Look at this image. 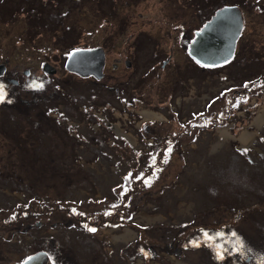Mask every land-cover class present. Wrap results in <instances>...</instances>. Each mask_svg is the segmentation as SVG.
<instances>
[{"label": "rangeland", "instance_id": "obj_1", "mask_svg": "<svg viewBox=\"0 0 264 264\" xmlns=\"http://www.w3.org/2000/svg\"><path fill=\"white\" fill-rule=\"evenodd\" d=\"M224 3L241 6L245 33L231 61L201 68L174 42L185 35L183 42L188 44L195 30ZM15 10L20 12L15 15ZM39 14L41 26L35 18ZM0 15V61L8 56L16 68L45 72L43 62L49 60L58 67L55 73L62 75L68 71L65 62L71 48L102 43L108 49L109 75L98 83L126 84L128 96L138 92L144 97L137 113L134 108L122 111L125 104L111 95L113 122L107 121L102 108L95 112V133L101 126L107 134L105 142L96 145H78L76 140L66 144L54 133L52 124L73 114L65 111L68 115L63 118L62 103L57 116L49 112L42 118V105L3 98L0 156L10 152V140L18 144L13 161L0 160L3 169L14 171L32 191L53 195L74 197L92 186L98 195L112 185H126L128 201H135L129 210L135 207L142 223L154 224L149 233L155 234L161 221L176 222L204 211L205 220L234 223L251 244L264 248V123L255 124L264 107V0H0ZM176 24L180 27H173ZM177 29L180 34L175 37ZM171 51L173 58L163 63ZM126 59L133 65L127 67ZM113 62L120 66L113 68ZM152 63L155 71L144 76L149 67L153 69ZM69 82L61 85L72 94L89 91L81 78L73 81L75 87ZM103 92L97 103L106 98ZM147 113L161 116L147 117ZM74 116L78 115L74 112ZM36 121L43 127L40 132L28 130L24 143V135H11V125L30 126ZM17 129L22 131L24 125ZM247 130L255 135L244 145L241 136ZM35 140L39 146L33 148ZM45 148L52 149V155ZM76 151L107 155L93 160L69 158ZM1 181L0 200L10 199L11 188ZM127 229L133 232L128 227L110 231L113 246L134 241L136 230L124 236Z\"/></svg>", "mask_w": 264, "mask_h": 264}, {"label": "flooded vegetation", "instance_id": "obj_2", "mask_svg": "<svg viewBox=\"0 0 264 264\" xmlns=\"http://www.w3.org/2000/svg\"><path fill=\"white\" fill-rule=\"evenodd\" d=\"M224 4L227 5V3ZM222 6L224 5L220 7ZM245 25L244 16V26L238 39L235 55L240 45L239 40L245 33ZM173 27L180 26L176 24ZM201 28L202 26L197 30ZM197 30L192 39L188 40V44L183 42L185 35L178 36L180 30L177 35L174 33L175 37L179 38L178 42L174 43H178L186 56L193 61L195 59L189 52V46ZM76 48L103 49L102 77L91 72L81 73L69 69L65 74L54 73V75L43 68L44 63L50 62L49 60L43 62L42 68L45 72H40L39 69L33 72L27 67L22 69L17 66L16 68L11 57L7 56L0 61V85L3 86L5 101L11 98L17 102H34L38 106L42 105L40 111L42 118H45V114L49 115V112L58 111L60 113L61 103L63 104L61 108L64 112L61 114L63 118L68 115L65 111L72 112L73 114L70 113L69 118H65L61 123L52 124L54 133L61 135L64 143L70 144L71 140H76L78 145L87 142L93 145L101 144L105 142L107 134L101 126H98L99 132L95 133V112L98 113V109L102 108L101 112L106 113L107 121L113 122L110 113L111 107L114 108L110 99L111 95L125 104L121 108L122 111L134 108L137 113L140 112L137 108L144 102V97L138 92L128 96L126 84L119 87L108 83L101 86V83H98V80L109 75V54L104 44H79L71 48V51ZM172 51L167 56L168 58L163 59V63L173 58L174 52ZM125 65L132 66V60L126 59ZM152 65L153 69H150L152 66L149 67L144 76H149L152 71H155V63ZM112 66L118 68L120 63L113 62ZM79 78L87 82L89 89L87 93L72 94L64 88V85H61L63 81H70L66 84L75 87L77 83L73 81H79ZM101 92L106 93V98L97 103L96 100H99ZM101 105L107 109L106 112ZM74 112L79 117L74 116ZM55 116H57L56 113ZM141 124H155V121L152 123L142 121ZM23 125L22 131L17 129L18 126L23 127ZM41 127H43L41 121H36L30 126L13 124L11 135L19 137L24 135L21 136L22 143L26 140L25 134L28 130L40 132ZM43 132L48 134L46 129ZM9 143L14 148L10 145L12 146L10 152L3 153L0 160L9 158L13 161L15 159L18 144L13 140ZM2 144L7 145L5 141ZM38 146L39 143L36 140L32 142L33 148ZM45 149L51 151L52 155V149ZM13 150L16 151L13 152ZM105 155H107L106 151L103 154L76 151L69 158L74 157L79 160L86 159L88 156L93 160L102 159ZM123 175L126 176V174ZM0 180L11 188L8 189L7 194H14L10 199L0 200V264H24L34 256L42 257L41 264H264V248H257L255 244H251L248 236L242 234L241 230L239 231L240 227L234 223H223L219 218H214L215 222L205 220L203 216L206 212L204 211L197 213V217L184 218L176 222L161 221L160 227L154 229L155 234L149 233L148 230L153 229L154 224L142 223L136 217L139 210L135 207L132 206L133 210H129L128 205H134L135 201H128L126 185H112L109 191L98 195L94 186L82 192V195L74 197L53 195L49 192L32 191L25 181L16 179L14 171L3 169L1 162ZM5 187V185L2 186L3 191L7 189ZM112 205H118V207L113 208ZM108 211L111 214L105 215ZM90 227L97 230L89 231ZM126 227L131 228L133 232L136 230L134 241L124 242L118 247L113 246L110 231ZM73 243H76V252L73 251L75 249ZM191 255H196L199 258L198 261L194 259V262L190 261L188 257ZM112 257L115 258L114 262Z\"/></svg>", "mask_w": 264, "mask_h": 264}, {"label": "water", "instance_id": "obj_3", "mask_svg": "<svg viewBox=\"0 0 264 264\" xmlns=\"http://www.w3.org/2000/svg\"><path fill=\"white\" fill-rule=\"evenodd\" d=\"M243 26L244 16L239 5L227 4L218 8L202 28L196 31V36L189 46L190 54L204 66L216 67L226 64L235 55ZM103 64L102 48H76L72 50L66 61L69 70L91 72L98 77L103 76ZM43 68L49 73L57 71L56 66L48 61L44 63ZM41 258L34 256L26 262L41 264Z\"/></svg>", "mask_w": 264, "mask_h": 264}, {"label": "bare ground", "instance_id": "obj_4", "mask_svg": "<svg viewBox=\"0 0 264 264\" xmlns=\"http://www.w3.org/2000/svg\"><path fill=\"white\" fill-rule=\"evenodd\" d=\"M146 115H147V117H160V116H161V114H159V113H155V114H154V113H147ZM162 116H163V115H162ZM256 123H258L259 125H261L262 123H264V107H262V108L260 109L259 115H258V116L256 117V119H255V124H256ZM117 129H118L120 132H123V133H124V130L121 129V126H120V125H117ZM221 132H222V134H224V135H226V136L231 135L230 132H229V130H222ZM254 135H255V134H253V133H249L248 130L245 131V133H243L242 136H241V141H242V143H243L244 145H246V144H248V143H251V140L253 141L252 137H253ZM132 234H133V232H132L131 230L127 229V234H125L124 236H126V235L130 236V235H132ZM128 236H127V237H128Z\"/></svg>", "mask_w": 264, "mask_h": 264}, {"label": "snow or ice", "instance_id": "obj_5", "mask_svg": "<svg viewBox=\"0 0 264 264\" xmlns=\"http://www.w3.org/2000/svg\"><path fill=\"white\" fill-rule=\"evenodd\" d=\"M3 98H4V93H3V86L2 85H0V100H3ZM245 151H247V149H245ZM167 152H171V148L169 147L168 149H167ZM164 162H167V160H166V158H165V161ZM155 165H154V163H153V167H154ZM126 179H129L130 180V177H126ZM138 179H143V177H138ZM145 183L147 184L148 183V180H145ZM112 207L113 208H115V207H118V205H112ZM75 211V210H74ZM111 214V212L110 211H108V212H105V215H110ZM88 230L89 231H92V232H95L97 229H95V228H88ZM25 264H27V262H25Z\"/></svg>", "mask_w": 264, "mask_h": 264}, {"label": "trees", "instance_id": "obj_6", "mask_svg": "<svg viewBox=\"0 0 264 264\" xmlns=\"http://www.w3.org/2000/svg\"><path fill=\"white\" fill-rule=\"evenodd\" d=\"M57 5H58V4H57ZM13 7H16V5L13 6ZM16 11H18V10H15V11H14V14H15V15H16ZM19 12H20V11H18V13H19ZM38 13H39V12H38ZM40 16H41V15L39 14V15L36 16L35 18H38V21H39V20H40V18H39ZM0 17H1V15H0ZM30 17H31V16H30ZM37 23H38V22H37ZM39 23H40L39 25L41 26L42 22L39 21ZM43 25H44V24H43ZM194 61H195V60H194ZM195 62H196V61H195ZM196 63H197L201 68H202V67H203V68H206V66H203V65L199 64L198 62H196Z\"/></svg>", "mask_w": 264, "mask_h": 264}]
</instances>
